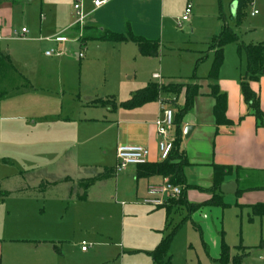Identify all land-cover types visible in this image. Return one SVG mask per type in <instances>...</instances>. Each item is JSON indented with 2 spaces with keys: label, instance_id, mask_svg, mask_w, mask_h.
Returning <instances> with one entry per match:
<instances>
[{
  "label": "rangeland",
  "instance_id": "rangeland-1",
  "mask_svg": "<svg viewBox=\"0 0 264 264\" xmlns=\"http://www.w3.org/2000/svg\"><path fill=\"white\" fill-rule=\"evenodd\" d=\"M16 1L11 4L12 6H6L8 10L4 17L9 21L8 28L20 31L22 26H25L29 34L26 37L16 36L0 40V60L2 58L5 63H9L8 57L10 60L14 59L15 66L25 69L31 79H38L39 82L56 79L64 72L70 82L71 91L65 97L61 94L51 97L35 92H15L18 84H14L8 86L11 88L9 92L11 94L0 99V115L11 111L9 114L18 116L9 118L8 121L3 119L0 121V191L5 193L4 195L0 193L1 214H9L12 220L21 219L22 216L28 217L47 227L50 233L57 230L64 232L63 235L67 239L72 237L76 227L79 241L85 239L93 245L89 247V254L82 253L80 242L74 247L69 246V250L61 255L64 263L67 261L69 264H152L151 257L138 250L146 245L150 236L164 235L162 228H151L152 224L157 223L151 218L158 214L154 212L162 214L161 212H166V209L165 206L153 208L143 202L141 194L136 193L137 181L141 179L137 175L127 177L125 182L120 183L119 191L115 192V179L119 175L126 176L128 169L134 166H128L126 170L114 174L112 182L104 179V182L96 183L94 186L98 195L102 191H107L108 195L114 196L113 201L118 204L137 205L135 207L137 216L121 220V215L117 216L116 211L111 209L113 215L119 219L115 221L104 219V247H96L98 242L88 235L91 231L94 232L93 226L96 228L94 225L96 223L91 222L94 221L91 217H87L92 216L88 213L90 211L88 206L91 203L88 193L90 188H86L87 184L91 179H96L98 173L104 171L105 166L111 168L116 164L111 148L115 141L112 135L107 138L109 145L106 152L102 145L103 115L125 109L121 107V102L151 81L168 84L177 80L185 82L196 78L201 85L200 94L209 91L206 76L215 55L212 40L219 35L225 24L236 32L239 40L224 47L220 79L244 76L247 63L240 45L264 41V0H242L239 19L232 17V0L118 1L116 6L127 7L135 20L139 18L137 22L133 20L137 31L147 33L160 43V56H143L135 43L130 41L104 42L91 39L82 47L85 53L82 58L78 56L81 48L78 42H67L70 49L57 48L55 54L45 57L44 50L56 46L38 38L58 24L56 6L61 5L65 14L73 13L70 9L74 5L73 0ZM188 1L192 7L190 18L182 26H178V20ZM255 10L257 13L253 14ZM41 13L45 16L42 23ZM128 22L127 26L131 28L132 25L130 21ZM162 25L165 26V33L160 38ZM72 33L77 35L74 29H69L63 35L69 39L73 38ZM9 71H11L9 68L4 70L5 76L0 82V93L5 91L7 86L5 79L8 78ZM153 73L160 75V78L154 79ZM32 83L34 84L33 81ZM25 85L27 87V84ZM91 96L93 99L88 98ZM95 98L114 100L117 109H112L109 105H105L104 108L96 106L92 103ZM161 98L169 103L176 115L175 95L168 97L161 94L157 99L158 105ZM184 101L185 92H181L177 97V103L183 105ZM203 109L204 112V106ZM189 113L190 111L184 118ZM123 116L124 114H121L119 117L127 118ZM86 118L99 119V122L86 125L83 123L86 122ZM24 123L25 125H22ZM84 145L93 147L91 156L85 160L86 165L75 166V160L77 158L79 160L84 152L82 151ZM130 145L141 144L133 142ZM84 175L86 180H79ZM246 175L248 177L242 188L246 185L264 184L263 172L248 171ZM192 191L191 194L187 191V195L195 201H201L207 195L204 191L194 189ZM222 196L225 206L211 207L210 210L202 209L194 214V219L181 224L172 240L169 264H219L208 256L203 245L204 239L201 238L195 224H199L205 231L204 234L211 239L213 233L219 239L220 231V236H224L235 255L245 252L244 249L238 252L239 245H252L258 241L257 246L246 250L248 254L241 255V263L261 264L264 252L258 235L261 234L264 225L261 226L259 217H255V221L252 222L247 204L264 202V188L241 190L236 194ZM149 212H153V215ZM186 214V207H182L178 212H173L169 220L170 216L166 215V221H169L167 234ZM104 218L107 219L105 216ZM262 223L264 224V221ZM80 228L83 230H79ZM122 234L125 248L120 240ZM114 242L119 244L114 245ZM206 244L208 246L207 241ZM209 247L212 248V244L207 248Z\"/></svg>",
  "mask_w": 264,
  "mask_h": 264
},
{
  "label": "crops",
  "instance_id": "crops-1",
  "mask_svg": "<svg viewBox=\"0 0 264 264\" xmlns=\"http://www.w3.org/2000/svg\"><path fill=\"white\" fill-rule=\"evenodd\" d=\"M82 1H83L82 12L85 15V18L82 23H77V14L74 7H70L73 13L70 12L69 14H65L64 11L61 9L62 8L61 5L56 6V15H57L56 17L58 24L52 27L51 29H49V31L46 32L44 36L38 37L39 40L50 44H55L56 46V48L50 46V48L44 50L43 52L44 55H45V51L50 49H54L55 53L57 51L56 50L57 48L70 49V45L66 44L67 42L80 43L79 37L84 27H100L104 29H109L117 33H127L131 29L130 31L136 33L138 36H143L145 38L147 37V39L153 40L154 37L148 35L147 33L137 31V29L134 27L133 20L135 19L132 16V14H129L127 7L116 6V3H118V1L120 2L127 0H106V3H104L99 7L94 6L93 4L94 0H82ZM232 1L234 2L237 0H232ZM14 2L17 1L0 0V32L2 34V36H0V40L14 38L13 35L14 30L8 28L10 26L9 21H7L4 17V13L8 10L9 5L14 4ZM188 4H190L189 1L187 2L186 7ZM7 5L8 7H6ZM2 6H4L5 8L4 7L2 8ZM2 11L3 14H1ZM40 19H41V23L45 19V16L42 13L40 14ZM138 20L139 18H136L135 21L137 22ZM128 21H130L132 25L131 28L127 26V24H129ZM23 27L25 26H22V28ZM40 28L42 29V25ZM69 29H74L77 35H74L72 33L73 38L68 39L63 34L68 32ZM164 33H165V26L162 25L159 33L160 38L163 37ZM28 34H29V30H28ZM83 46L85 45H81V48L79 50V53L80 52L83 53L82 57L85 56L84 50L82 49ZM104 47H106V45ZM107 48L109 49V47ZM160 54H161V47H160ZM160 54L155 57H159ZM52 55H50V57ZM45 57H49V56L45 55ZM14 62H15L14 59H12L11 63L13 65V68H9L11 71H9L8 73L10 74L9 76L8 73L6 75L8 76V78L5 79L7 86L5 87L6 95L4 98L8 97L11 94L9 93L11 91V88H9L8 86H13L14 84L16 85L18 84V86H20V87L18 86L16 87L17 90L14 89V91L16 90L15 92H20V93L35 92V94H43L51 97H55L60 94L65 97L66 94L71 91L70 82L66 78L64 72L63 75L58 76V78L56 79H49L43 82H39L38 79H31L29 75H27V72H25V69L23 70V68L15 66L16 63L14 64ZM210 68L211 66L209 67V70ZM1 73L2 72H0V82L2 79H4V76ZM154 74L157 73H153V78L157 79L154 77ZM241 78L242 75L239 77L234 76L232 78L220 79V71H219V77L217 83L219 84L221 91L224 92L227 96L226 115L228 119L231 121V124H221V125L216 124V118L213 111L215 105V99L211 95V88H210L211 81L207 79V76L206 79L208 80L209 91H206L203 94H200V92H198V94L194 99V103L192 109L190 110V113L186 115L185 118L182 119V125H181L182 139L180 144V152L189 161V163L184 168L187 185H188L186 189V198L188 202L192 204H203L201 207L193 211L190 214V217L186 221L194 219L193 217L194 214L202 209L209 208L210 210L215 207L220 208L221 206H225V202H223L224 205L207 203V201L212 199L213 197H218L222 200L223 197L222 194H227L222 192L221 190V184L224 182L235 181L237 183L236 192L228 193V194H236L241 190L264 188V184L254 185V186L246 185L245 187L242 188L248 177L246 175L248 171L253 173L255 171L264 173V124L259 123V121L252 114L251 110L248 109L246 103L244 102L241 85H240ZM32 81L34 82V84L32 83ZM185 82H192V83L197 82L201 87L199 79L194 80L193 78H191ZM185 82L177 80L170 83H185ZM24 84H27V87L26 85L24 86ZM251 87L254 91L258 93L260 97L261 109L264 112V75L261 76L258 81L252 82ZM14 91L12 90L13 93ZM182 92H185V87L182 89ZM133 94L134 93L128 95L127 98H125V100L130 98ZM88 98L93 99L92 96ZM98 99H103V98H95V100ZM159 105H160V101H159ZM159 105H158V101L154 100L136 108L120 109L125 112L123 111L120 112V110H118L112 112V114L110 115L108 114V112L107 113L104 112L105 113L103 115L104 119L101 120L103 124L102 130L104 134V144H102L105 149L104 152H106L107 150L106 147L109 145L107 138H109L110 135H112L115 141H113V143L111 144L112 146L111 148L114 152L116 163H117L116 152L118 146L121 144H125V143L130 144L133 142H139V144L146 146L149 149L150 152L149 161H148L149 163H155L161 161L160 152H159V142L161 140V137L157 132V128L155 124L156 120L162 115L161 106ZM96 106H102V105H96ZM203 106L205 107L204 112L202 111L204 110ZM102 107L104 108V106ZM9 113L8 114L4 113L5 115L2 113L3 115L2 114L0 115V121L2 119L4 121H8L7 119L9 118L18 117V116L14 117L12 116V114ZM121 114H124L123 117H127V118L119 117ZM98 120L99 119L86 118L85 119L86 122L83 123H85L86 125H92V123L94 122L98 123L99 122ZM189 124L193 125L194 129L190 133L189 137L185 138L184 128ZM22 125H25V123ZM176 128L177 126H175L174 123L171 128V134L175 138H176ZM83 150L84 152L82 156L79 157V160L78 158L75 160L74 162L75 166H78L77 164L80 165L87 164L86 163L87 161L85 160H87V158L91 156L93 147L92 146L87 147L84 145L82 151ZM115 166L111 168L105 166L104 171L98 173L99 176L101 177L99 178L96 177V179H94L93 182L90 184V186L87 188V189L90 188V190H88V193L90 195L89 199L91 203L88 206L89 207L88 209L90 210L88 213L92 215V216L89 215L87 217H91V219L94 220L91 222L96 223L94 224L96 225V228H94L93 226L94 232L91 231V233H88V235L92 240L98 242L96 247H104V219L106 221L109 220L115 221L118 218L117 217L118 215H121V220L125 219V217L137 216V210H136L137 208H135L137 207V205L129 206L130 204H123V203L118 204L113 201L114 196L108 195L109 193H107L106 190H105L106 192L102 191L101 194L99 195L98 193L95 192L96 189L94 185L96 183H102V181L104 182V179H108L107 181H111V182L113 181L112 177L114 176V174L117 173L115 171ZM131 166L134 167L128 169L129 172L127 173L126 176L119 175L115 179V186H116L115 192L119 191L120 183L125 182L127 180V177L129 178L131 176L138 175V167L136 165H131ZM216 166L227 167L228 169H230V171L224 176L222 183L218 188H214V176H215ZM202 170H204V172ZM85 177L86 176L84 175V177H80L79 180L84 181L86 180ZM140 177L141 179L137 181L136 193L141 194L142 196L141 198L143 199L149 196L148 188L150 185L162 183L166 179L161 175L140 176ZM88 179L91 178L88 177ZM57 180H61V179L57 178ZM205 183L208 185H205ZM193 189L197 191H204L207 194L204 197L205 199H202L201 201H195L193 200V198L192 199L189 198V196L187 195V191L188 194L189 192L191 194L193 192L192 191ZM0 193L3 192L0 191ZM193 195L195 196L196 194ZM109 200L111 201L110 203L108 202ZM258 204L262 205L264 204V202L258 201L247 204V206L250 208L249 209L250 212L248 215L249 218H251L252 222L255 221V217H259L258 219L261 220V226H263L264 224L262 223V221H264L263 220L264 215H257L254 212V206ZM182 207H186V206H178L172 208L170 212L168 211L167 207H165L164 209H166V212H161L162 214H159V212L157 211L154 212L158 214H156L153 218H151V220L153 219V221H157V223H154V225L152 224L151 228L152 229L162 228L161 231L163 232L164 235L162 237L150 236L146 245L139 248L138 250V251H143L148 255V257H151L152 264H154V261L151 256V252L156 249V247L162 241V238L168 233L169 230L168 220L171 218V214L173 212H178L180 209H182ZM155 208H159V207H155ZM111 209H114L116 211L117 216L113 215L114 213L113 210ZM186 212L187 214L184 215L182 219L188 216L189 212L187 208H186ZM152 213H150V215H153ZM166 215L170 216L167 220L168 223L166 221ZM104 216L107 217V219L104 218ZM252 216H254V218H252ZM10 217L11 216L9 214H1L0 212V264H69L67 263V261L66 263H64L63 259L61 258V255L67 250H69V246L74 247L77 245V243L80 242L81 250H82V244L85 241V239H81V241H79V237L77 236V232H76L78 229L76 227L74 228L72 237L67 239L66 237H64L65 235H63L64 232L57 230L56 232L50 233L47 227H43L39 225L34 220L28 217L22 216L21 219H18L19 221L12 220V218ZM195 226H197L201 238L204 239L203 245L205 247L208 256L213 258L217 262H219L218 259L220 257L223 244L229 246L231 258L239 255L240 256L246 255L248 254L246 252L247 249L258 245L257 243L258 241L252 243V245H245V246L239 245L240 247L239 246L238 247L240 249L238 250V252L240 253V251L244 249L246 253L244 252L245 254L243 253V254L235 255L232 253V247L225 241L224 236L223 235L220 236V231L218 233L219 239L218 236L214 235V233L211 239L206 234H204L205 231H203L202 227L199 224L198 225L195 224ZM79 230L82 231L83 229L80 228ZM258 236L261 242L260 245L262 246V251L264 252V228L261 234ZM120 240H121V244L123 245V248H125L123 234ZM210 240H212L211 243ZM206 241L208 242V246L212 244V248L210 247L209 249L207 248L208 246L206 244ZM107 242L105 241V243ZM113 244L118 245L119 242H114ZM91 245L93 244L88 243L87 249L82 250V253L89 254V247H91ZM231 263L233 262H230L229 264ZM241 264H243V262ZM261 264H264V255L262 256Z\"/></svg>",
  "mask_w": 264,
  "mask_h": 264
},
{
  "label": "trees",
  "instance_id": "trees-1",
  "mask_svg": "<svg viewBox=\"0 0 264 264\" xmlns=\"http://www.w3.org/2000/svg\"><path fill=\"white\" fill-rule=\"evenodd\" d=\"M238 6L236 12L232 14V17L239 19V11L241 7L242 0H237ZM91 39L103 40V41H120L134 42L141 55L146 57H155L160 54V43L156 40H150L142 36L135 35L130 30L127 33H117L109 29H104L100 27H84L82 33L79 37V42L81 45H85L87 41ZM238 35L234 32L230 26L224 25L219 35L215 36L212 40V43L215 50L214 59L207 75V79L211 81V95L215 99V105L213 108L214 115L216 118V124H231V121L226 115L227 109V96L224 92L221 91L219 84L217 83L219 77L220 68L224 62V47L225 45L238 42ZM241 48L243 49L246 56V73L242 76L240 85L242 90V95L244 102L246 103L248 109L251 110L252 114L256 117L260 124H264V112L261 109L260 97L256 91L251 87L252 82H256L264 75V41L259 43L244 44L242 43ZM9 63H5L3 59L0 60V69L2 74L7 68H13L11 60ZM3 76H5L3 74ZM194 80L196 78H193ZM185 87V101L183 105L177 103V97L182 92V89ZM200 86L197 82H185V83H157L150 82L145 87L140 88L134 92V94L121 102V107L126 109H132L144 105L148 102L157 100L158 97L163 95L172 96L175 95L176 100L174 104L176 105V115L174 117V123L176 124V138L174 141V147L170 156L159 162L149 163L142 165H136L138 167L137 176H151V175H161L164 178L168 179L171 183L175 185L182 186V193L175 197L168 198L165 203L159 207H167L170 212L172 208L178 206H186L188 210V216L184 217L174 229L169 232L154 251L151 252L154 264H169L171 262V255L169 254L170 247L175 232L189 217L190 214L201 207L203 204H192L188 202L186 198V189L188 187L186 175L184 172L185 166L189 161L182 155L180 152V144L182 139V119L185 114L188 113L193 106L194 99L198 94ZM6 92L0 93V99L4 98ZM92 103L95 105H109L112 109H117L116 102L111 99H98L94 100ZM230 171L227 167H215V176H214V188H218L222 183L224 176ZM98 178L101 176H97ZM93 182L87 184L89 185ZM4 195V192L2 193ZM207 203L224 205L223 201L218 197H213L208 200ZM264 204H258L254 206V212L257 215H264ZM245 254V253H244ZM220 264H241V256H235L231 258L230 248L228 245L223 244L220 257Z\"/></svg>",
  "mask_w": 264,
  "mask_h": 264
},
{
  "label": "built area",
  "instance_id": "built-area-1",
  "mask_svg": "<svg viewBox=\"0 0 264 264\" xmlns=\"http://www.w3.org/2000/svg\"><path fill=\"white\" fill-rule=\"evenodd\" d=\"M74 9L77 14V23H82L85 15L82 12V0H73ZM106 3V0H94V6H101ZM191 4H188L185 8L184 13L180 16L178 20V26H182L185 21H188L191 14ZM255 10L253 14H256ZM28 34V29L23 27L20 31H14V37H26ZM0 36H2L0 32ZM59 40V39H58ZM55 53L54 49H50L45 51V55H52ZM79 56L82 57L83 53L80 52ZM155 78H159L160 75L154 74ZM169 103L164 99H160V106L162 115L156 120V128L157 132L161 137L159 142V152H160V160H165L170 156V153L174 147L175 137L171 134V128L174 124V111L168 105ZM149 149L146 146L142 145H130V144H121L117 148L116 156L117 163L115 166L116 172H122L126 170L128 166L131 165H142L146 164L149 161ZM149 196L143 199V202L147 205L153 207H159L163 205L166 201V197H177L182 193V186L175 185L171 183L168 179H165L162 183L150 185L148 188ZM88 247L87 242H83L82 250H86Z\"/></svg>",
  "mask_w": 264,
  "mask_h": 264
},
{
  "label": "water",
  "instance_id": "water-1",
  "mask_svg": "<svg viewBox=\"0 0 264 264\" xmlns=\"http://www.w3.org/2000/svg\"><path fill=\"white\" fill-rule=\"evenodd\" d=\"M238 6V1H234L231 5V11L232 14H234L236 12ZM194 129L193 125H187L184 128V136L185 138H188L190 133L192 132V130ZM221 190L224 193H234L237 190V183L235 181H229V182H224L221 184Z\"/></svg>",
  "mask_w": 264,
  "mask_h": 264
}]
</instances>
